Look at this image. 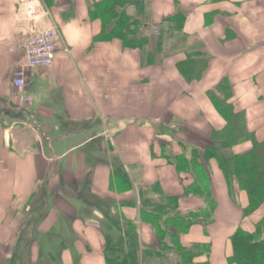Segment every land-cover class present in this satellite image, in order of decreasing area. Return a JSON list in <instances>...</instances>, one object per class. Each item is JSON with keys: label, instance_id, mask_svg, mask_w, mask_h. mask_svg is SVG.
<instances>
[{"label": "crops", "instance_id": "crops-1", "mask_svg": "<svg viewBox=\"0 0 264 264\" xmlns=\"http://www.w3.org/2000/svg\"><path fill=\"white\" fill-rule=\"evenodd\" d=\"M122 1L142 46L104 35V0H0V264H107L106 217L88 200L111 203L114 242L133 223L141 250H160L144 207L202 215L183 234L169 229L167 262L199 246L195 263L231 264L232 237L264 218V204L245 216L247 194L203 158L264 143V0ZM52 25L54 63L26 69L17 89L28 39ZM226 97L229 117L216 107ZM228 123L241 140L219 150Z\"/></svg>", "mask_w": 264, "mask_h": 264}, {"label": "trees", "instance_id": "trees-1", "mask_svg": "<svg viewBox=\"0 0 264 264\" xmlns=\"http://www.w3.org/2000/svg\"><path fill=\"white\" fill-rule=\"evenodd\" d=\"M126 5V2L122 0H104L103 3L95 7L101 17L100 19L104 27L103 33L111 39L120 38L127 48L136 47L134 44L142 46L147 39L141 40L139 44L134 40L135 22L126 14ZM228 100L226 97L223 103L219 105L218 102L216 105L217 109L226 117H229L230 113H233L230 105L226 104ZM228 128L230 135L221 141L219 150H231L241 140L242 131L237 123L234 126L228 123ZM196 154L197 152H195V158H201L200 153L198 156ZM203 158L205 162L215 158L226 177L229 180L236 181L239 189L247 194L249 205L244 209L245 216L252 215L264 204V143H259L256 139L252 138V149L248 153L229 156L227 159H223L218 151L207 149L203 152ZM180 164L183 165H178L180 171L184 167L190 169L192 166L187 162H181ZM202 192L200 189L195 188L193 190L187 189L185 193L202 194ZM164 200L174 205L178 201L177 198H165ZM95 203L87 201V204L94 205L106 217V220L102 223V228L107 243V264H159L161 259L166 260L163 264H197L195 263V259L204 254L199 249V246H194L191 249H178L174 254H178L179 260L167 262L168 255L165 253L167 249H170V246L166 243L169 229H174L178 235L187 232L191 226L196 225L201 220L202 215L199 213H192L187 217L178 215L165 220L164 217L167 212L154 213L145 210L144 207L142 209V220L148 221L156 230L160 250H141L138 238L135 236L137 229L133 223H128V232L118 242H114V238L109 233L113 230L117 232L122 231L120 221L109 216L108 211L111 203L99 199ZM178 235H175L174 239L176 238L177 240ZM231 243L233 248V256L229 261L231 264H264V218L256 225V231L253 234L239 230L232 237Z\"/></svg>", "mask_w": 264, "mask_h": 264}, {"label": "built area", "instance_id": "built-area-1", "mask_svg": "<svg viewBox=\"0 0 264 264\" xmlns=\"http://www.w3.org/2000/svg\"><path fill=\"white\" fill-rule=\"evenodd\" d=\"M44 13L40 8L35 9V15L41 16ZM58 51V30L52 25L36 32L26 44V64L15 73L14 85L17 89H26V69H40L51 66ZM31 98H25L30 102Z\"/></svg>", "mask_w": 264, "mask_h": 264}]
</instances>
